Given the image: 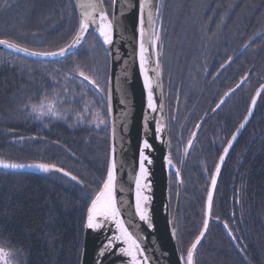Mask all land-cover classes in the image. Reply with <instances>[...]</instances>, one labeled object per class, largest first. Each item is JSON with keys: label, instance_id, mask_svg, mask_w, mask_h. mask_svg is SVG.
<instances>
[{"label": "trees", "instance_id": "1", "mask_svg": "<svg viewBox=\"0 0 264 264\" xmlns=\"http://www.w3.org/2000/svg\"><path fill=\"white\" fill-rule=\"evenodd\" d=\"M173 5L164 17L160 53L164 44L170 51L205 53V43L206 52L215 55L216 106L247 77L216 109V160L264 83V0H173ZM104 6L110 14L111 0H104ZM77 27L73 0H0V38L30 49L64 47ZM228 57L232 59L226 63ZM76 65L105 86L109 62L94 34L76 53L58 61L0 50V159L54 163L85 181L80 185L58 171L0 170V245L11 250L15 264H80L86 211L109 160V127H96V115L105 112L102 94L87 82L81 84ZM45 96L57 100L61 116L25 107L40 105ZM169 190L173 213L175 178ZM206 191L207 185L182 182L179 252L201 230ZM212 216L217 221L198 246L195 264H264V93L223 165Z\"/></svg>", "mask_w": 264, "mask_h": 264}, {"label": "snow or ice", "instance_id": "2", "mask_svg": "<svg viewBox=\"0 0 264 264\" xmlns=\"http://www.w3.org/2000/svg\"><path fill=\"white\" fill-rule=\"evenodd\" d=\"M117 0H111L113 7H115ZM77 7L85 9L81 12V19L79 21V27L76 30L75 35L73 36L70 43L66 44L64 47H60L56 51H36L21 45L20 43L8 39L0 38V46L4 48L11 49L15 52L24 53L27 56L31 57H43V58H55V57H67L68 55L74 54V50L81 45L82 41L85 40L86 34L89 31L90 27L94 26V30L98 33V36L102 40V44L105 47V52L107 55H111L110 46L114 43L113 34L115 31L114 21L116 20L115 12L110 14L107 8L104 6V0H77ZM162 7V0L159 4H154L153 0H139L138 8V51L136 53L139 60V69L140 73L143 76V85L147 91V109L152 112H156L158 109L162 111L163 103L157 105L154 98V84L155 87H161L159 81L161 77V66L159 56L161 53L157 50L162 48L161 40V29L156 26V17L160 16V8ZM87 9H91L88 11ZM123 14V13H122ZM147 24V28H146ZM119 59V56L116 57ZM231 57H228L229 63ZM151 63L155 64L154 68H149ZM221 68L225 67V64L220 66ZM75 72L81 78V84L87 82L92 85L94 89L102 94L101 101L105 104V112L98 113L96 115L95 123L96 127L104 125L105 128H110L111 136V145H110V154L109 160L106 168V172L100 177V183L98 190L95 192V195L91 199V204L87 210V224L86 227L89 229H99L103 226V221H111L115 224L117 229V234L112 237L105 245V248L113 247V241H122L125 245L124 247L119 248V252L128 258V264H150V257L146 255L145 248L142 246L143 237L139 236L136 231H130L129 228H133L138 231L139 225L133 224L132 220L129 219L128 222H125L124 217L122 216V208L127 204L123 199L117 201L116 192H117V171L118 168L122 170V162L118 161L117 158V123L115 119L111 118L112 105H111V77H106V84L104 87L101 86L98 79L94 78L92 75L87 74L82 70L80 65L75 66ZM150 72L155 73V80L153 79ZM247 77H242L241 80H245ZM240 85H237L239 87ZM235 89H229L228 92L224 93V96L227 97L230 93H233ZM264 93V84H261L256 91L255 96L252 97L251 104L254 107L257 102V97H260ZM58 96V94H54ZM224 103V99L221 98L220 104H217V108H220L221 104ZM57 100H48L47 96L41 98L40 105H25V107H31V110L34 113L39 114H48L52 116H61L62 113L56 107ZM87 110V105L85 106ZM215 111V110H214ZM252 114V107L248 109V115L244 117V122H242L236 131L232 134L231 139L227 141V146L223 148V153L219 156V162L215 165V171L211 173L210 184L207 188V196L204 205V219L202 222V229L199 231V234L195 237L194 241L186 248L181 250V255L179 256L180 262L182 264H195V254L198 245L201 242V239L204 237L206 231L209 227V220L212 217L213 212V203H214V192L217 187V178L221 172V166L225 161V158L231 148L233 141L236 140L237 134L240 129L245 126L249 116ZM79 119H83L80 114H77ZM149 116L147 113L143 118V125L146 130L149 129ZM166 125L163 123V117L161 116L158 119H155V128L153 131L154 138L156 140H161L162 133L165 130ZM201 125L198 123L195 125V128L199 130ZM124 131L127 130V125L124 124ZM197 132L193 131L190 134V138L187 140L186 146L184 148V154L186 155L189 149L193 146L196 139ZM23 139V138H21ZM171 146L169 141V147ZM153 150V145L149 142L148 138L143 139L142 144L139 149V161H138V171L134 177L135 183V199L133 205L132 216L138 217L139 221L146 223L149 229L153 228V222L150 215V210L148 205L151 202L152 197L146 192L151 191V181L147 178L149 176V170L146 165H151L153 161L150 156L146 154ZM166 164L172 168L175 167L172 154L169 152L165 157ZM182 162V161H181ZM0 168L3 169H24V168H36L43 172L58 171L63 173L65 176L69 177L72 181H76L80 185H84L85 181L78 179L77 176L73 175L71 172L65 171L64 168L58 167L54 163H34V164H22L16 162H10L3 159H0ZM175 176L177 180L182 183L181 172L179 168H175ZM120 191H124L121 187ZM216 219H219L216 217ZM224 227L228 229L229 234L231 235V229L228 228L227 222H224ZM173 236L176 235L175 229L172 232ZM234 240L235 236L232 237ZM12 254L6 251L4 248L0 247V264H9L8 258ZM104 255V250L102 249L99 253V256Z\"/></svg>", "mask_w": 264, "mask_h": 264}, {"label": "water", "instance_id": "3", "mask_svg": "<svg viewBox=\"0 0 264 264\" xmlns=\"http://www.w3.org/2000/svg\"><path fill=\"white\" fill-rule=\"evenodd\" d=\"M73 1L78 12V27H79L81 12L84 11L85 9L78 8L77 0H73ZM153 3L158 4L159 0H153ZM138 4H139V0H117L115 7H113L112 5L111 14L115 12L116 15V20L114 21L115 31L113 34L114 43L112 46H110L111 55L106 54L109 62L108 77H111L110 87L112 90L111 91L112 113L110 119H115L117 123V130H118L117 158L118 161L122 162L123 165L122 170L118 168L117 171L118 180H117L116 198L118 202L121 201L122 199L127 202L126 206L122 208V216L124 217L125 222L127 223L128 220L131 219L133 224L139 225L138 231L131 227L129 228V230L136 231L139 236L143 237L141 243L142 246L145 248L146 255L150 257V264H182V262H180L179 260L180 254L177 247V236H176L177 215L180 206L182 186H181V182L177 180V195H176L175 209L173 215L171 216L170 206H169V176L170 173H173L175 175V167L170 168L166 164L164 159V157L169 153L167 137H166V127L164 132L162 133L161 140H156L154 138L152 131L155 128V119H158L162 116L163 123L165 124L162 79L160 77L159 83L161 87L157 88L155 87L154 84V98L157 105H160L161 102L163 103V109L162 111L158 109L156 112H152L151 110L147 109V91L143 85V76L140 73L139 60L136 55L138 51V12H139ZM87 10L91 11V9H87ZM146 28H147V24H146ZM90 33L96 36V38L99 40L100 44L102 45L105 51V47L107 46H104L102 44V40L98 36V33L94 30V26L89 28V31L86 34V38ZM84 41H82L81 45H79L77 49L74 50V53H76L81 48ZM0 50L9 52L11 54L26 59L44 61V62L58 61L71 56L68 55L67 57L64 58L31 57V56H27L24 53H19L11 49L4 48L3 46H0ZM157 50L159 51V49ZM117 55L119 56V59L116 58ZM159 60H160V56H159ZM160 66H161V61H160ZM154 67H155L154 63H151L149 65L150 69ZM150 75H152L153 79L155 80V73L150 72ZM243 81L241 80L237 85H241ZM237 85L232 89L236 90L238 88ZM257 89L254 91L252 97L255 96ZM231 94L232 93H230V95ZM229 96L222 97L224 99V102ZM252 97L248 105V109L252 107V114L249 116L247 122L245 123V126L242 129H240L239 133L237 134L236 140L233 141V144L229 149L225 161L231 149L235 145L236 141L239 139L240 135L242 134V132L244 131V129L246 128V126L248 125L254 114L256 105L254 107L252 106L251 104ZM258 99L259 97H257V101ZM220 102L221 100L218 102V104H220ZM222 105L223 104H221V106ZM216 109L219 108H217L216 106ZM248 109L245 116L248 115ZM146 113L149 116V122H148L149 129L147 130V133L143 125V118ZM242 122H244V118L242 119L240 124ZM124 124L127 125L126 131L123 130ZM109 127L111 128L110 124ZM145 138H148L149 142L153 145L152 151L148 152L146 150V154L149 155L151 160L153 161L151 165H146V167L149 170V176L147 179L151 181V191L146 192V194L152 197L151 202L148 205L152 222L154 225V227L151 229L147 227L146 223L139 221L138 217L131 215V213L133 212V205L135 199L134 177L136 172L138 171L139 149L143 139ZM110 145H111V136L109 134V154H110ZM226 146L227 144L225 145V147ZM225 161L221 166V170ZM218 162H219V158L217 163ZM0 170L7 172H16V173H24V172L36 173L40 171L36 168H24V169L0 168ZM214 171L215 168L213 172ZM121 187L124 189V191H120ZM102 223L103 226L99 229L87 228L86 227L87 211H86L80 264H128V258L119 252V248L125 246L122 241H113V247L105 248V245L108 243V241L112 239L114 235L117 234V229L115 224L111 221H103ZM173 229H175L176 231L175 236H173L172 234ZM203 238L201 239V241L203 240ZM102 249L104 250V255L99 256V253Z\"/></svg>", "mask_w": 264, "mask_h": 264}, {"label": "flooded vegetation", "instance_id": "4", "mask_svg": "<svg viewBox=\"0 0 264 264\" xmlns=\"http://www.w3.org/2000/svg\"><path fill=\"white\" fill-rule=\"evenodd\" d=\"M203 46L205 53L185 49L170 51L169 45L164 44L161 53V79L168 151L172 154L175 168L180 169L182 182L200 183L208 188L211 173L225 146L215 160L217 72L215 55H212L213 52H206L205 43ZM198 123L201 125L199 130L195 128ZM193 131L197 132V136L185 155L184 148ZM174 178L177 182L176 176L170 173L169 182ZM199 193L202 195L201 190ZM213 221L217 220L212 216L208 229L212 227Z\"/></svg>", "mask_w": 264, "mask_h": 264}, {"label": "rangeland", "instance_id": "5", "mask_svg": "<svg viewBox=\"0 0 264 264\" xmlns=\"http://www.w3.org/2000/svg\"><path fill=\"white\" fill-rule=\"evenodd\" d=\"M159 3H161V0H159ZM158 3V4H159ZM173 0H162V7L160 8V16L157 17V20H156V26L157 27H160L162 25V29H161V33L163 32L164 30V23H165V19L164 17H166L168 15V9L170 7H173ZM86 41V40H85ZM84 41V42H85ZM84 44V43H83ZM82 47V46H81ZM225 146V145H224ZM171 183V182H170ZM174 189V188H173ZM174 191V190H172ZM173 197V196H172ZM175 200H176V196H175ZM172 212H171V216H172ZM178 217H179V213L177 215V223H178ZM207 233V232H206ZM189 246V245H188ZM187 246V247H188ZM0 247L4 248L2 245H0ZM6 251L10 252L12 255L8 258V261H9V264H15V257L13 255V253L11 252V250H8L6 248H4ZM179 251V250H178ZM181 252H179L180 254ZM181 255V254H180Z\"/></svg>", "mask_w": 264, "mask_h": 264}, {"label": "bare ground", "instance_id": "6", "mask_svg": "<svg viewBox=\"0 0 264 264\" xmlns=\"http://www.w3.org/2000/svg\"><path fill=\"white\" fill-rule=\"evenodd\" d=\"M174 209H175V206H174ZM210 222V221H209Z\"/></svg>", "mask_w": 264, "mask_h": 264}]
</instances>
